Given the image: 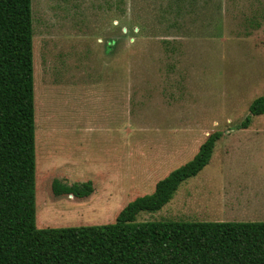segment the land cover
<instances>
[{
	"label": "rangeland",
	"instance_id": "obj_1",
	"mask_svg": "<svg viewBox=\"0 0 264 264\" xmlns=\"http://www.w3.org/2000/svg\"><path fill=\"white\" fill-rule=\"evenodd\" d=\"M32 17L38 227L113 221L214 130L209 163L136 220L264 221V113L234 127L264 95V0H32ZM88 178L87 197L52 193Z\"/></svg>",
	"mask_w": 264,
	"mask_h": 264
},
{
	"label": "trees",
	"instance_id": "obj_2",
	"mask_svg": "<svg viewBox=\"0 0 264 264\" xmlns=\"http://www.w3.org/2000/svg\"><path fill=\"white\" fill-rule=\"evenodd\" d=\"M123 2L113 0L114 8ZM123 27L108 39L112 50L127 30L134 32ZM35 57L32 0H0V264H264V221L136 220L140 211L162 208L209 163L218 130L113 221L38 227ZM262 113L264 95L251 101L234 127H247L252 115ZM95 185L94 178L71 185L54 179L51 190L79 200Z\"/></svg>",
	"mask_w": 264,
	"mask_h": 264
}]
</instances>
